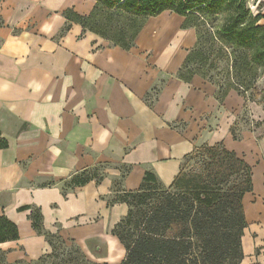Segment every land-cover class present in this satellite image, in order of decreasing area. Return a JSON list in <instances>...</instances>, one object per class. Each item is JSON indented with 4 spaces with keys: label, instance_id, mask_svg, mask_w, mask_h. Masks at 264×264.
Masks as SVG:
<instances>
[{
    "label": "crops",
    "instance_id": "obj_1",
    "mask_svg": "<svg viewBox=\"0 0 264 264\" xmlns=\"http://www.w3.org/2000/svg\"><path fill=\"white\" fill-rule=\"evenodd\" d=\"M94 5L0 0V137L7 142L0 150V215L18 230L16 241L0 244V264H38L51 254L24 207L39 209L43 230L88 259L119 264L125 250L111 230L128 207L107 204L114 182L135 191L149 172L168 188L195 149L218 143L253 170L252 191L242 199L241 264H264L263 120L234 140L230 129L244 99L231 91L219 102L215 85L177 77L196 44L184 17L164 11L148 18L124 50L63 15L85 17ZM94 170L99 183L63 187Z\"/></svg>",
    "mask_w": 264,
    "mask_h": 264
},
{
    "label": "trees",
    "instance_id": "obj_2",
    "mask_svg": "<svg viewBox=\"0 0 264 264\" xmlns=\"http://www.w3.org/2000/svg\"><path fill=\"white\" fill-rule=\"evenodd\" d=\"M94 1L88 16L71 10L63 15L84 31L124 50L134 46L148 18L164 11L184 17V26L195 29L196 44L177 77L189 82L199 76L217 87L219 102L234 91L244 99L245 109L248 103H256L264 110V91L259 84L264 75V13L253 14L248 0ZM67 30L68 26L62 33ZM230 132L234 140L240 139L232 127ZM6 148L7 142L0 137V150ZM192 158L202 167L193 181L183 178L182 166L168 188L149 172L135 191H125L121 181L114 182L107 204L128 207L127 214L111 230L125 250L119 264H241V238L246 227L242 199L252 191L251 167L222 143L203 145L187 157ZM125 174L122 172L121 180ZM101 179L100 172L83 171L73 175L64 187L73 189ZM19 210L30 211L32 228L44 236L52 251L53 239L64 243L60 236L43 230L39 209ZM17 239L16 225L0 215V244ZM75 252L83 257L79 248Z\"/></svg>",
    "mask_w": 264,
    "mask_h": 264
},
{
    "label": "rangeland",
    "instance_id": "obj_3",
    "mask_svg": "<svg viewBox=\"0 0 264 264\" xmlns=\"http://www.w3.org/2000/svg\"><path fill=\"white\" fill-rule=\"evenodd\" d=\"M249 10L256 14L258 11L264 13V0H248L247 2ZM261 89L264 91V75L259 81ZM243 111L245 114L243 115ZM264 120V110L261 105L256 103H248L246 109H242V112L237 117V122L232 128L235 134L241 135L244 130L252 128L254 124L258 121ZM202 172V167L200 161L195 158L187 159L183 163L182 176L187 181L194 179V177L199 176ZM253 172V170H252ZM257 168L255 169L254 184L255 188L259 186V180L257 176ZM253 184V176H252ZM64 187V186H63ZM66 190V188H65ZM128 212V211H127ZM53 251L49 257L45 258L40 264H106L99 263L88 259L86 256L83 257L79 253L75 252L76 245L64 241L62 243L58 239L52 240Z\"/></svg>",
    "mask_w": 264,
    "mask_h": 264
}]
</instances>
